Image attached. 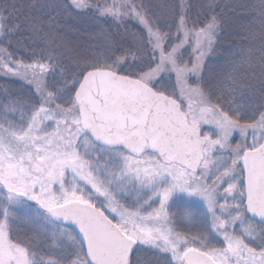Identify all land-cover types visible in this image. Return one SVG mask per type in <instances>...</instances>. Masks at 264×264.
Returning a JSON list of instances; mask_svg holds the SVG:
<instances>
[{
	"label": "snow or ice",
	"instance_id": "6c2138e0",
	"mask_svg": "<svg viewBox=\"0 0 264 264\" xmlns=\"http://www.w3.org/2000/svg\"><path fill=\"white\" fill-rule=\"evenodd\" d=\"M0 78V264H264V0H0Z\"/></svg>",
	"mask_w": 264,
	"mask_h": 264
},
{
	"label": "trees",
	"instance_id": "16d2710c",
	"mask_svg": "<svg viewBox=\"0 0 264 264\" xmlns=\"http://www.w3.org/2000/svg\"><path fill=\"white\" fill-rule=\"evenodd\" d=\"M228 2L234 5H251L256 2V0H228ZM227 16L229 17V27L224 32L221 33L220 42L217 48V52L213 58V63L219 64L222 63L225 59V56L228 54L230 47H235L241 43L240 37L237 33L240 32L243 26L249 24L252 21V13L249 12L248 8L245 7L243 9L237 8V12H228ZM88 25L87 22L81 25V32L78 34L76 32L69 31L66 36V40L68 44H81L84 45L86 41H89L90 38H87V30L98 28L100 29V22H91ZM252 27L256 30L257 36L259 35V27L256 24H252ZM260 46V41L257 39L254 42V48L258 49ZM247 47V44H245ZM257 56L259 52L255 53ZM7 87L11 93L20 94L27 91L26 86L22 84L21 81L17 79H4L0 78V88Z\"/></svg>",
	"mask_w": 264,
	"mask_h": 264
},
{
	"label": "rangeland",
	"instance_id": "374dc122",
	"mask_svg": "<svg viewBox=\"0 0 264 264\" xmlns=\"http://www.w3.org/2000/svg\"><path fill=\"white\" fill-rule=\"evenodd\" d=\"M88 25H90V24L88 23ZM99 30H100V29H98V28H93L92 30H91V29L87 30V31H86V32H87L86 37H87V38H90V39L96 37V36L98 35V33H99ZM71 32H73V31H71ZM69 46H70V45H69Z\"/></svg>",
	"mask_w": 264,
	"mask_h": 264
}]
</instances>
